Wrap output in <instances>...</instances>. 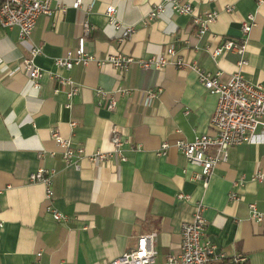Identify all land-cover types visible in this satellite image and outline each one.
I'll return each instance as SVG.
<instances>
[{"label":"crops","instance_id":"obj_1","mask_svg":"<svg viewBox=\"0 0 264 264\" xmlns=\"http://www.w3.org/2000/svg\"><path fill=\"white\" fill-rule=\"evenodd\" d=\"M72 1L53 0V8L65 4V11L40 14L29 38L19 39L16 26H0V264H103L150 231L156 232L153 264H165L166 254L179 246L180 225L190 220L195 200L206 206L207 235L218 249L244 253L247 264H264V221H254L248 207L253 201L264 211V181L250 179L264 167V136L229 146L226 160L214 166L206 184L195 178L200 166L187 161L176 142L209 132L217 96L198 81L194 69L172 62L142 69L133 62L120 74L96 59L68 70L54 64L56 57L76 47L87 15L95 28L85 49L95 58L116 52L148 57L173 43L175 55H167L171 60L177 55L196 62L222 80L240 70L246 80L264 86V0H188L200 14L216 12L198 35L191 16L170 6L143 23L152 4L162 0H81L79 8H73ZM109 4L118 21L134 27L130 36L120 39V30L108 23ZM248 14L254 15L255 24L243 53L230 49L212 57L215 46L243 37L240 24ZM32 44L41 45L34 58L44 70L38 87L32 86L25 69L15 68ZM241 58L247 62L239 66ZM49 72L69 75L78 91L69 99L68 86ZM98 86L133 91L116 95L115 107L108 110L98 104ZM157 87V97L144 106L143 91ZM72 119L77 120L73 128ZM113 124L126 140V160L121 162L95 164L82 157L76 168L61 159L50 134L56 127L91 154L111 148ZM162 142L167 146L159 155ZM39 167L53 170L51 204L68 219L54 220L46 209L43 184L27 180ZM241 177L242 185L233 186ZM230 190L239 199H230ZM177 192L189 194L190 200L178 199Z\"/></svg>","mask_w":264,"mask_h":264},{"label":"built area","instance_id":"obj_2","mask_svg":"<svg viewBox=\"0 0 264 264\" xmlns=\"http://www.w3.org/2000/svg\"><path fill=\"white\" fill-rule=\"evenodd\" d=\"M53 0H0V26L13 27L18 29V38H29L36 20L40 14H52L56 10L65 11L66 5L60 4L53 8ZM81 0H73L71 6L79 8ZM166 6L176 13H185L191 16L192 22L196 25V34H201L207 25L216 17V12L208 11L200 14L188 0H162L152 4L148 13L143 16L142 22L147 23L156 18L164 11ZM87 7V10H89ZM108 23L115 29L120 30V39L131 35L134 27L123 24L116 19L115 8L109 4L105 7ZM255 24L254 15L248 14L242 19L240 28L243 37L238 41L226 39L220 45L210 50L212 57L218 56L224 50H235L239 54L244 51L246 36ZM95 26L91 24L84 15L81 21L80 34L77 38V45L73 50H67L63 56L56 57L54 64L59 68L70 69L74 64H86L90 60L99 63H110L120 74H124L130 64L136 62L142 69H159L167 63L172 62L177 67H190L195 70L198 81L210 92L216 94L215 108L209 119V132L196 134L192 140H180L176 142L177 148L185 156L186 160L200 166L201 171L195 174V178L201 179L206 184L212 169L219 161H224L228 155V148L245 142H258V136H264V86L260 83H253L244 78L240 70L230 74L226 80H222L218 75L207 71L196 62H190L180 56L169 59L167 55H175L173 43L166 44L164 51L148 57H134L131 54L121 52L109 53L101 58H95L85 49L86 39L90 36ZM209 50V47L206 46ZM41 52V45L32 44L27 54L17 63L15 68H23L27 71L33 87L40 85V80L44 70L38 66L34 58ZM247 61L241 58L238 65ZM51 78L59 84L67 85L66 95L70 99L75 94L79 85L69 76L59 72H49ZM55 90H58L57 88ZM132 88L117 86L114 89H104L96 87L94 92L98 98V104L108 110H112L117 103V96L130 94ZM159 88H151L143 91L142 104L150 106L157 97ZM68 101L66 105H69ZM77 120L72 119L69 125L73 128ZM50 134L53 140L60 147L61 159L67 164H73L76 168L80 165V159L87 157L95 164H101L111 160L119 162L126 160L123 144L126 141L122 138L117 126H111L109 150H96L91 154H86L83 146L74 145L69 137L63 136L58 128L51 127ZM166 142H162L157 154L165 153ZM41 152H39L40 154ZM53 170L39 167L28 174L29 182H40L44 186V196L47 200L46 209L50 211L56 221L68 219L67 214L57 210L52 204ZM251 180L264 181V167L257 168L250 176ZM244 179L238 178L233 181V186H240ZM2 188H0V192ZM178 199L190 200V195L177 192ZM230 199H239V195L230 190ZM250 217L256 222L264 221V211L256 207L255 202L248 203ZM206 206L201 200L194 201V210L190 220L184 221L180 225V243L177 249L166 254L165 264H240L246 261L247 256L242 252L228 253L218 249L217 245L207 235L208 221L204 216ZM155 231L141 233L136 238L135 246L125 250L118 256L105 261L103 264H153L156 249L154 246ZM40 251L36 255H40ZM56 264H66L64 260H59Z\"/></svg>","mask_w":264,"mask_h":264},{"label":"trees","instance_id":"obj_3","mask_svg":"<svg viewBox=\"0 0 264 264\" xmlns=\"http://www.w3.org/2000/svg\"><path fill=\"white\" fill-rule=\"evenodd\" d=\"M240 264H247V263L244 261V262H242V263H240Z\"/></svg>","mask_w":264,"mask_h":264}]
</instances>
